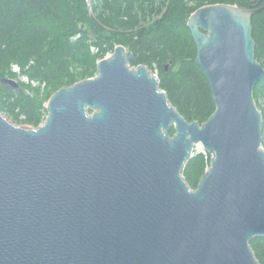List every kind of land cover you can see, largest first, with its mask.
I'll return each instance as SVG.
<instances>
[{
  "label": "water",
  "instance_id": "95a60500",
  "mask_svg": "<svg viewBox=\"0 0 264 264\" xmlns=\"http://www.w3.org/2000/svg\"><path fill=\"white\" fill-rule=\"evenodd\" d=\"M260 11L218 4L190 16L216 106L203 124L179 113L148 67H131L122 45L95 77L54 93L40 126L0 110V264H260ZM197 145L211 162L192 189L184 172Z\"/></svg>",
  "mask_w": 264,
  "mask_h": 264
},
{
  "label": "trees",
  "instance_id": "16d2710c",
  "mask_svg": "<svg viewBox=\"0 0 264 264\" xmlns=\"http://www.w3.org/2000/svg\"><path fill=\"white\" fill-rule=\"evenodd\" d=\"M218 4L261 9L252 26L256 60L264 67V0H0V110L15 125L40 126L54 93L95 77L98 62L122 45L134 55L132 67L158 74L186 120L203 124L216 106L187 23L198 9ZM21 76L29 83L18 89L5 83ZM254 98L262 110L264 77ZM210 162L200 153L188 163L184 176L192 189ZM251 245L264 264V238Z\"/></svg>",
  "mask_w": 264,
  "mask_h": 264
},
{
  "label": "rangeland",
  "instance_id": "374dc122",
  "mask_svg": "<svg viewBox=\"0 0 264 264\" xmlns=\"http://www.w3.org/2000/svg\"><path fill=\"white\" fill-rule=\"evenodd\" d=\"M89 2H90V0H89ZM131 67H132V66H131ZM133 68H135V67H133ZM15 70H17V69H15ZM153 74L158 75L157 73H153ZM16 80H17L18 82H20V83H26V84L29 83V80H28L26 77H23V76L16 78ZM32 85H33V86H37V83L32 82ZM46 105H47V104H46ZM263 105H264V103L262 104V110H260V111L262 112V116H263V109H264ZM4 116H5V115H4ZM5 117H6V116H5ZM6 118H7V117H6ZM263 118H264V116H263ZM10 121H11V120H10ZM16 126H18V125H16ZM23 126H26V125H19L18 127H23ZM195 148H196V149H195V154H200V153L208 154V153L203 149V147H202L201 145H197ZM195 154H194V155H195Z\"/></svg>",
  "mask_w": 264,
  "mask_h": 264
},
{
  "label": "flooded vegetation",
  "instance_id": "af4514ba",
  "mask_svg": "<svg viewBox=\"0 0 264 264\" xmlns=\"http://www.w3.org/2000/svg\"><path fill=\"white\" fill-rule=\"evenodd\" d=\"M168 69V67L166 68V70ZM159 78V77H158Z\"/></svg>",
  "mask_w": 264,
  "mask_h": 264
}]
</instances>
